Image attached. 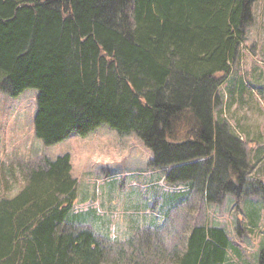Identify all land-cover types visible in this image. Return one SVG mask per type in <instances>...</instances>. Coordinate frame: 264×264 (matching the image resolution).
Returning <instances> with one entry per match:
<instances>
[{"label": "trees", "instance_id": "trees-1", "mask_svg": "<svg viewBox=\"0 0 264 264\" xmlns=\"http://www.w3.org/2000/svg\"><path fill=\"white\" fill-rule=\"evenodd\" d=\"M256 1L0 0V91L38 90L34 127L45 145L106 124L136 134L169 183L211 203L227 194L264 202L242 140L213 116L216 75L229 72ZM71 171L60 155L0 201V264H103L96 234L66 221ZM227 240L222 227L196 225L173 264H229Z\"/></svg>", "mask_w": 264, "mask_h": 264}, {"label": "rangeland", "instance_id": "rangeland-1", "mask_svg": "<svg viewBox=\"0 0 264 264\" xmlns=\"http://www.w3.org/2000/svg\"><path fill=\"white\" fill-rule=\"evenodd\" d=\"M216 77L222 84L214 119L242 140L249 180L264 182V0L253 4L229 72ZM37 96L34 88L17 96L0 91V201L16 196L31 171L69 154L77 185L66 221L96 234L105 251L103 264H173L196 225L225 229L227 263L257 264L264 244L260 196L227 194L211 203L191 187L179 195L188 185L169 183L151 165L152 154L136 134H120L106 124L86 136L71 134L45 145L35 134ZM254 210L258 221L248 217Z\"/></svg>", "mask_w": 264, "mask_h": 264}, {"label": "crops", "instance_id": "crops-1", "mask_svg": "<svg viewBox=\"0 0 264 264\" xmlns=\"http://www.w3.org/2000/svg\"><path fill=\"white\" fill-rule=\"evenodd\" d=\"M184 185V184H183ZM188 185V189H186V190H182V191H179V195H183L187 190H189L190 189V184H187ZM178 187H180L181 188V186L180 185H178ZM191 192V191H190ZM176 197V196H175ZM184 197H186V195H184L183 196V198ZM173 201H174V196H173ZM259 211V210H258ZM256 213L255 212H253V211H251L250 213H248V217H249V219L251 220V218L253 219V221H258L259 219L258 218H260V215L258 214V212H257V215H255ZM190 230H191V228H190ZM189 233H190V231L188 232V235H187V238H188V236H189ZM141 252H142V250L139 252L140 253V255H141ZM134 254H135V252H133ZM257 255H258V253H257ZM257 255H256V261H257ZM132 259H135V258H132ZM130 261H131V259H130ZM138 263V262H137ZM243 264H246L245 262H243ZM257 264H258V262H257Z\"/></svg>", "mask_w": 264, "mask_h": 264}]
</instances>
